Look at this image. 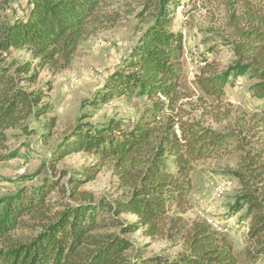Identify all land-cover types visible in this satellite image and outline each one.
Instances as JSON below:
<instances>
[{"label": "trees", "instance_id": "trees-1", "mask_svg": "<svg viewBox=\"0 0 264 264\" xmlns=\"http://www.w3.org/2000/svg\"><path fill=\"white\" fill-rule=\"evenodd\" d=\"M8 2L0 0V9ZM199 2L191 12L206 9L208 34L231 48L233 61L227 67L204 61L189 76L184 34L174 29L173 20L191 0H141L137 16L146 26L92 102L142 99L146 105L139 118L128 125L115 119L78 123L53 153L55 161L79 151L101 163L110 160L124 196L96 199L80 190L98 172L82 168L0 198V264H264V0ZM110 3L29 0L25 17L0 18V162L14 157L6 151L9 129L54 112L47 101L51 83L32 88L38 71L67 68L84 40L114 25L120 15L109 11ZM19 49L30 51L34 60H10ZM245 75L254 79L250 91L261 104L233 119L226 87ZM55 122L49 117L44 126L51 130ZM228 157L236 158L229 172L240 185L232 209H245L249 220L242 253L207 221L196 219L188 226L183 216L197 164ZM55 191L65 198H54ZM25 229L33 234L25 235ZM139 230L153 241L182 239L184 249L173 257H146L142 250L130 254L134 243L128 235Z\"/></svg>", "mask_w": 264, "mask_h": 264}, {"label": "rangeland", "instance_id": "rangeland-1", "mask_svg": "<svg viewBox=\"0 0 264 264\" xmlns=\"http://www.w3.org/2000/svg\"><path fill=\"white\" fill-rule=\"evenodd\" d=\"M188 1L182 0V3ZM199 1L191 0L192 4L184 9L179 7L173 20L174 29L184 34L185 69L189 76L202 67L204 61L215 60L222 67H227L233 61L231 48L224 45L217 36L208 34L211 17H206V9L191 12L195 3L200 4ZM109 2V11L114 10L120 15L114 25L99 29L95 35L84 40L67 68L53 71L45 67L38 71L37 82L32 88H45L48 82L51 83L52 89L47 101L53 103L54 112L40 119L30 118L21 126L8 130L6 151L14 153V157L0 162V198L21 187L38 186L47 177H57L62 172L74 174L82 168H96L98 172L94 179L82 184L80 190L90 192L96 199L106 196L113 200L124 196L126 189L110 160L101 163L84 151L65 155L59 161L53 158L61 139L78 123L102 125L115 119L128 125L139 118L146 105L142 99L122 96L98 106L92 104L94 98L103 92L110 76L122 66L146 26L137 16L141 0ZM28 11L29 0H9L1 7L0 18L12 22L25 17ZM9 59L34 60L26 49L13 50ZM253 81L245 75L227 85L226 99L233 109V119L244 110L255 111L261 104L250 91ZM52 116L56 117V122L50 130L44 125ZM233 168H236L235 157L198 163L193 173L194 190L190 195V207L183 216L188 226L196 219L207 221L228 237L235 252L242 253L246 246L249 220L244 218L245 209L236 213L232 209L240 189L238 180L229 172ZM67 177L61 179L60 185L66 183ZM52 195L58 200L65 198L58 191ZM123 217L127 220L136 219L131 214ZM23 233L33 234L30 229H25ZM128 237L134 243V248L128 252L130 254L142 250L146 257L154 254L173 257L184 249L182 239L163 238L153 241L145 237L141 230Z\"/></svg>", "mask_w": 264, "mask_h": 264}, {"label": "bare ground", "instance_id": "bare-ground-1", "mask_svg": "<svg viewBox=\"0 0 264 264\" xmlns=\"http://www.w3.org/2000/svg\"><path fill=\"white\" fill-rule=\"evenodd\" d=\"M210 222V221H209ZM211 223V222H210Z\"/></svg>", "mask_w": 264, "mask_h": 264}]
</instances>
